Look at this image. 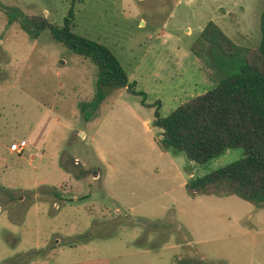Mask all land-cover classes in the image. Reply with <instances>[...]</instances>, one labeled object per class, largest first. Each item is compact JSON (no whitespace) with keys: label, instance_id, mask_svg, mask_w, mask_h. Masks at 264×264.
Returning a JSON list of instances; mask_svg holds the SVG:
<instances>
[{"label":"rangeland","instance_id":"1","mask_svg":"<svg viewBox=\"0 0 264 264\" xmlns=\"http://www.w3.org/2000/svg\"><path fill=\"white\" fill-rule=\"evenodd\" d=\"M263 1L0 0V264L31 263L56 236L74 244L43 264H264V204L185 185L242 148L195 163L160 146L152 124L155 106L164 115L177 105L172 97L186 100L224 73L208 43L197 54L189 48L204 24L255 46ZM70 6L73 29L112 50L147 104L108 88L96 114L82 118L96 65L48 29L34 37L20 23L39 14L61 24ZM21 138L26 147L10 150Z\"/></svg>","mask_w":264,"mask_h":264},{"label":"trees","instance_id":"2","mask_svg":"<svg viewBox=\"0 0 264 264\" xmlns=\"http://www.w3.org/2000/svg\"><path fill=\"white\" fill-rule=\"evenodd\" d=\"M72 16L70 6L61 24L39 14H25L20 23L34 37L48 29L56 41L96 65L93 94L78 103L82 118L88 120L96 114L108 88L125 87L143 95L144 91L136 88L135 80L128 79L119 58L106 44L73 29ZM259 29L258 44L246 46L234 42L209 19L189 48L197 54L208 45L214 56L210 57L211 63L224 73L212 87L183 100L164 115L155 106L152 117V124L160 128L159 145L182 151L195 163H204L240 146L243 151L238 158L191 176L185 185L204 194H235L254 205L264 204V1ZM141 101L147 104L144 95ZM61 165L67 168L62 162ZM53 193L59 197L56 191ZM203 262L193 260L190 264Z\"/></svg>","mask_w":264,"mask_h":264},{"label":"crops","instance_id":"3","mask_svg":"<svg viewBox=\"0 0 264 264\" xmlns=\"http://www.w3.org/2000/svg\"><path fill=\"white\" fill-rule=\"evenodd\" d=\"M156 35L155 36H157V35H159L160 33H155ZM164 36V35H163ZM165 37V36H164ZM165 38H167V37H165ZM174 50V49H173ZM140 65H141V62L140 61H138V59H136L135 60V62H134V64L132 65V68H131V70L133 69V70H135V69H138L139 67H140ZM128 75V74H127ZM128 79L130 80L131 78H129V76H128ZM135 81H137V79H134ZM203 89H205V88H203ZM204 91V90H203ZM189 95H192V94H189ZM180 97L181 96H178V97H172V100H175V103H177V105L180 103V102H182L183 100L182 99H180ZM171 110V109H170ZM169 110V111H170ZM168 111V112H169ZM28 141V140H27ZM25 147H26V145H25ZM24 147V148H25ZM97 175V176H96ZM100 177L101 176V173H98V172H95L94 174H93V178H97V177ZM81 181V179H76L75 178V182H80ZM71 182V181H70ZM89 195H90V193H89ZM75 196V195H74ZM59 197H61V195H59ZM86 197H88V196H86ZM85 198V197H84ZM48 241V240H47ZM53 241H54V247H52L51 249H49L48 251H47V253L44 255V256H41V257H39V258H37V259H40V260H37V259H35L34 261H32L31 263H29V264H43V257H44V259H47V257L49 256V255H53V254H55L56 252H58L61 248H63V246L64 245H66V244H68V245H73L74 243L71 241V243L69 244V243H66V244H60V241H59V237L58 236H56V237H54L53 238ZM46 242V241H45ZM45 242H44V244H45ZM44 244H43V246H44ZM63 264H74L73 262H71V263H63Z\"/></svg>","mask_w":264,"mask_h":264},{"label":"built area","instance_id":"4","mask_svg":"<svg viewBox=\"0 0 264 264\" xmlns=\"http://www.w3.org/2000/svg\"><path fill=\"white\" fill-rule=\"evenodd\" d=\"M159 137H161V135H159ZM25 145H26V140L24 138H21V139L12 141L9 148L12 151L19 152L24 149ZM57 205L58 204L55 203V206Z\"/></svg>","mask_w":264,"mask_h":264}]
</instances>
